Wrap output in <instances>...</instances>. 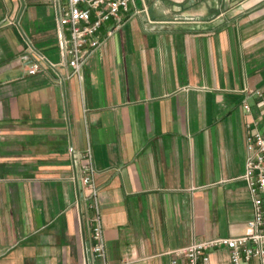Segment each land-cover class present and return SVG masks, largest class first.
Listing matches in <instances>:
<instances>
[{
  "label": "crops",
  "instance_id": "1",
  "mask_svg": "<svg viewBox=\"0 0 264 264\" xmlns=\"http://www.w3.org/2000/svg\"><path fill=\"white\" fill-rule=\"evenodd\" d=\"M52 2L0 0V264H84L93 213L70 147L93 151L110 264H172L194 240L244 235L264 0H136L81 76ZM210 258L231 264L228 248Z\"/></svg>",
  "mask_w": 264,
  "mask_h": 264
},
{
  "label": "built area",
  "instance_id": "2",
  "mask_svg": "<svg viewBox=\"0 0 264 264\" xmlns=\"http://www.w3.org/2000/svg\"><path fill=\"white\" fill-rule=\"evenodd\" d=\"M54 16L58 26L61 49L73 76H81L90 57L99 51L132 17L140 13L136 0H53ZM32 49V48H30ZM33 51V50H31ZM41 61L52 64L44 55ZM28 59V57H25ZM42 71L39 63L27 66L29 75ZM257 95L263 97L258 91ZM264 105V101H262ZM244 109L250 111L245 102ZM264 114L255 127L249 128L247 137V160L242 179L247 183L252 199L253 217L247 223L246 233L213 240H194L190 245L174 251L172 264H211V253L220 248L230 250L231 264H264ZM69 155L76 169L75 181L81 192L77 202L85 205L86 218L91 235V247L86 248L84 264H110L107 260L104 225L99 204L100 191L96 185V165L91 148L80 151L69 148ZM179 259L182 262L179 263Z\"/></svg>",
  "mask_w": 264,
  "mask_h": 264
}]
</instances>
